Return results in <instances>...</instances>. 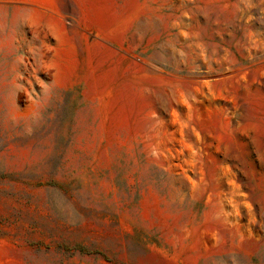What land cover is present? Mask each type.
Returning <instances> with one entry per match:
<instances>
[{
	"label": "rangeland",
	"instance_id": "1",
	"mask_svg": "<svg viewBox=\"0 0 264 264\" xmlns=\"http://www.w3.org/2000/svg\"><path fill=\"white\" fill-rule=\"evenodd\" d=\"M0 264H264V0H0Z\"/></svg>",
	"mask_w": 264,
	"mask_h": 264
}]
</instances>
